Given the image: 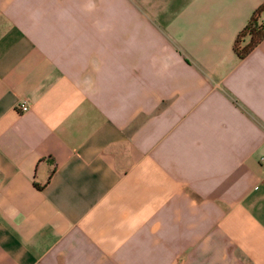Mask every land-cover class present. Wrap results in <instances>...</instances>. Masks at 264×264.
<instances>
[{"label": "crops", "instance_id": "1", "mask_svg": "<svg viewBox=\"0 0 264 264\" xmlns=\"http://www.w3.org/2000/svg\"><path fill=\"white\" fill-rule=\"evenodd\" d=\"M263 1L0 0V264H264Z\"/></svg>", "mask_w": 264, "mask_h": 264}, {"label": "trees", "instance_id": "2", "mask_svg": "<svg viewBox=\"0 0 264 264\" xmlns=\"http://www.w3.org/2000/svg\"><path fill=\"white\" fill-rule=\"evenodd\" d=\"M263 15L264 1L253 11L248 23L236 39L235 50L239 56H247L264 39V20H261ZM246 35H249L250 39L246 44L241 45Z\"/></svg>", "mask_w": 264, "mask_h": 264}, {"label": "built area", "instance_id": "3", "mask_svg": "<svg viewBox=\"0 0 264 264\" xmlns=\"http://www.w3.org/2000/svg\"><path fill=\"white\" fill-rule=\"evenodd\" d=\"M20 108L22 109V110H28L29 109V106H28V104H27V102L26 101H23L21 104H20ZM262 161H264V157H262Z\"/></svg>", "mask_w": 264, "mask_h": 264}]
</instances>
